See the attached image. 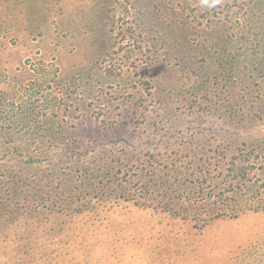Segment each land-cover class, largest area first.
<instances>
[{
    "label": "rangeland",
    "instance_id": "1",
    "mask_svg": "<svg viewBox=\"0 0 264 264\" xmlns=\"http://www.w3.org/2000/svg\"><path fill=\"white\" fill-rule=\"evenodd\" d=\"M118 1L0 0V264H264L256 199L200 228L106 175L247 164L264 202V0Z\"/></svg>",
    "mask_w": 264,
    "mask_h": 264
},
{
    "label": "trees",
    "instance_id": "2",
    "mask_svg": "<svg viewBox=\"0 0 264 264\" xmlns=\"http://www.w3.org/2000/svg\"><path fill=\"white\" fill-rule=\"evenodd\" d=\"M112 3L118 4L119 1L112 0ZM136 41L138 43L137 49L142 51L144 47L142 46L143 41ZM249 55L250 54L246 55V58ZM254 55L255 52H253V57ZM256 62L257 60H253L251 63L254 64ZM245 66L247 67V63H245ZM254 69L255 66H252V71ZM140 84L145 90H149L151 88L149 82L141 81ZM99 144L100 143L93 146L91 152L98 153L97 149H103V147ZM65 149L67 152H76V154L80 155V157H88L90 153V151H84L83 153H80V149L73 144L68 145ZM192 151V148L189 149L185 157H189ZM153 158L155 159V157ZM51 159L52 157L50 155H46L44 160L30 158L27 159L25 163L30 166L34 165L40 167V165L43 163L44 165L45 163L49 165ZM94 164L95 167L99 166L98 162L96 161H93L91 166ZM252 168L253 166H248L247 164L235 165L232 168H229V174L226 176V179L230 178L231 183L225 186V189L220 190V192L215 191L217 189L216 185H211L207 178H203L202 174L206 173L204 172L205 168L203 166L193 168L190 173H187V171H180L182 177L174 176V180L172 181L170 180L171 178H169L168 181V179L165 180L161 178L158 173L146 171L143 173L145 180L141 185L137 182L131 181L135 174H130V172L127 171L126 168H123L122 165L121 168L119 166V168L115 170V174L107 171L106 175L108 177L112 176V179L109 180L111 184L109 195H114V193L120 191L119 195L121 199L131 202H136L137 198L140 197L144 200L143 203L145 206H151L154 204L156 208L162 209L166 213H173L177 216L182 215L183 217H188L191 213H196L193 217L197 221V224H199L200 228H202L207 226L211 221L221 219L227 215H230L235 219L238 218L240 213L239 208L243 207L242 204H244V201H257L258 204H255L251 210L264 211V202L258 198V196L261 194L259 188L255 187L256 189H254L253 186L250 185L252 180H247L249 178L252 179L250 176H248L249 171ZM183 169L188 170V168L185 166ZM262 169L258 168L257 171ZM93 172L95 173V171ZM97 175H99L98 171ZM97 175L89 178L91 183L98 184L99 176ZM205 176H208L207 173ZM54 177H56V174ZM254 177L255 174L253 178ZM181 180L183 182H180L181 184L177 188L176 181ZM101 185L103 188H105L107 187L108 182L103 181V183L99 184V186ZM250 193L252 194V198H248ZM226 194L231 196H225ZM236 202L237 205H235V211L232 207L230 208V204H234ZM259 204H261L263 207H261ZM228 209H230L231 213L227 212ZM200 210H202V214H200Z\"/></svg>",
    "mask_w": 264,
    "mask_h": 264
},
{
    "label": "clouds",
    "instance_id": "3",
    "mask_svg": "<svg viewBox=\"0 0 264 264\" xmlns=\"http://www.w3.org/2000/svg\"><path fill=\"white\" fill-rule=\"evenodd\" d=\"M205 2L207 3V0H205ZM219 2V0H213V5L215 4V3H218Z\"/></svg>",
    "mask_w": 264,
    "mask_h": 264
},
{
    "label": "bare ground",
    "instance_id": "4",
    "mask_svg": "<svg viewBox=\"0 0 264 264\" xmlns=\"http://www.w3.org/2000/svg\"><path fill=\"white\" fill-rule=\"evenodd\" d=\"M26 242V241H25ZM69 247V246H68Z\"/></svg>",
    "mask_w": 264,
    "mask_h": 264
}]
</instances>
